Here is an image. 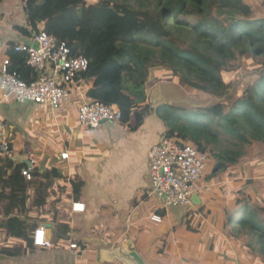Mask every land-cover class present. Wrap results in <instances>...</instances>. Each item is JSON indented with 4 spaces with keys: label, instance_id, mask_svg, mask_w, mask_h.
Returning <instances> with one entry per match:
<instances>
[{
    "label": "trees",
    "instance_id": "16d2710c",
    "mask_svg": "<svg viewBox=\"0 0 264 264\" xmlns=\"http://www.w3.org/2000/svg\"><path fill=\"white\" fill-rule=\"evenodd\" d=\"M4 1L0 0V5ZM24 2L27 26L18 28L20 33L31 38L45 30L68 43L75 55L86 57L89 67L79 82L86 81L89 86L88 98L117 105L122 112L120 123H127L132 131L155 113L166 127L164 137L191 142L200 152H208L215 161L214 172L238 164L246 147L264 146V63L257 68V80L241 95L226 79L246 55L256 64L264 60V18H254L247 0ZM14 46L8 53L10 70L27 82L33 81L34 70ZM162 69L169 81L220 101L190 112L169 103L154 109L147 103L149 78L152 71ZM25 168L29 167L16 165L0 149V233L23 241L22 245L0 248L1 258L35 251L29 231L36 226L25 218L28 207L41 209L51 203L53 183L66 179L63 171L52 167L27 181L22 176ZM257 205L249 197L237 200L227 225L234 238L250 237L247 247L253 255L264 256V207ZM198 212L190 208L186 214V229L192 233L200 231V225L194 226ZM62 227L58 233L68 232L67 226Z\"/></svg>",
    "mask_w": 264,
    "mask_h": 264
},
{
    "label": "crops",
    "instance_id": "0c3cea01",
    "mask_svg": "<svg viewBox=\"0 0 264 264\" xmlns=\"http://www.w3.org/2000/svg\"><path fill=\"white\" fill-rule=\"evenodd\" d=\"M24 4L5 0L0 5V73L11 46L29 43L30 38L18 30L27 26ZM169 77L164 69L150 74L147 103L154 109L161 103L176 105L174 100L189 103L166 98L164 84L186 89ZM88 91L86 81L80 82L70 102L57 111L34 103H2L0 93V137L11 143L15 164L33 163L44 172L57 167L66 178L53 183L51 203L41 209L30 204L25 216L36 228H47L53 246L22 257H0V264H254L245 253L240 259L227 237L220 235L225 208L209 201L206 183L198 191V204L191 208L204 209L194 221L195 227L201 226L199 233L186 229L189 209L167 208L163 198L151 195L148 152L166 131L157 115L148 116L136 131L127 123L85 128L78 109L91 102ZM64 153L69 160L62 159ZM74 203L84 204L85 211L74 213ZM62 226L68 232L58 233ZM34 231V227L29 231L32 238ZM72 243L79 249L72 250ZM22 244L0 233V248Z\"/></svg>",
    "mask_w": 264,
    "mask_h": 264
},
{
    "label": "built area",
    "instance_id": "2783aa9c",
    "mask_svg": "<svg viewBox=\"0 0 264 264\" xmlns=\"http://www.w3.org/2000/svg\"><path fill=\"white\" fill-rule=\"evenodd\" d=\"M13 49L26 56V63L36 76L33 81L27 82L20 74L10 70L12 60L9 55L6 56L0 73L2 103H34L57 111L70 102L72 91L79 87L80 75L89 67L86 57L75 55L68 43L45 30L34 33L29 43L16 44ZM121 119L122 112L117 105L101 101L83 103L78 109L80 124L93 130L100 128L104 122L120 123ZM10 146L9 141L0 137V149L7 156H10ZM69 158L68 153L62 154L63 160ZM210 158L208 152H200L193 143L163 136L148 152L151 195L163 198L167 208H192L193 196L198 195L199 189L204 186ZM28 167L22 171L27 181H32L36 172L43 173L33 163ZM72 211L82 213L85 205L74 203ZM32 239L36 248L53 246L44 225L36 228ZM70 248L78 250L79 246L72 243Z\"/></svg>",
    "mask_w": 264,
    "mask_h": 264
},
{
    "label": "rangeland",
    "instance_id": "374dc122",
    "mask_svg": "<svg viewBox=\"0 0 264 264\" xmlns=\"http://www.w3.org/2000/svg\"><path fill=\"white\" fill-rule=\"evenodd\" d=\"M249 2L253 6L254 18H264V1L249 0ZM263 63L264 60L256 64L255 61L246 55L235 66V70L226 74V79L234 84L236 94L241 95L249 84H253L257 80V68ZM162 88L168 99H186L189 103L185 104L178 103L176 100L174 101L176 105L182 106L185 109L187 108L189 112L199 108H208L220 101L218 98L210 95L205 96L194 90L192 93L187 92L186 89L185 91L184 88L182 89L174 83L170 85L164 84ZM217 121L215 120V122ZM212 123L214 122L212 121ZM231 146H229L230 149H234ZM245 149V157L238 164L231 166L226 171L214 172L213 166L215 161L210 158L211 163L209 167L211 168L204 179V183L208 185L205 192L209 196V201L214 202L219 207L225 208L221 218V222H224V224L221 223L223 228L219 232H221V236L227 237L226 240L230 241L237 256L242 259L241 254L245 253L247 254L245 257L249 260L252 259L251 262L254 264H264V256L260 254L259 256L253 255L251 249L247 247L248 243H250V237L243 235L239 239L234 238L232 228L227 225L229 211L234 212L237 200L239 202L249 197L254 204L256 203L258 204L257 206L264 207V146L257 144L248 146ZM203 216L206 217L205 214ZM256 248L258 249V245H256ZM251 256H254V258Z\"/></svg>",
    "mask_w": 264,
    "mask_h": 264
},
{
    "label": "water",
    "instance_id": "95a60500",
    "mask_svg": "<svg viewBox=\"0 0 264 264\" xmlns=\"http://www.w3.org/2000/svg\"><path fill=\"white\" fill-rule=\"evenodd\" d=\"M104 123H106V122H104ZM104 123H103V124H104ZM192 201H193L194 204H198V198H197V195H196V196H193ZM181 209H182V208H181Z\"/></svg>",
    "mask_w": 264,
    "mask_h": 264
}]
</instances>
